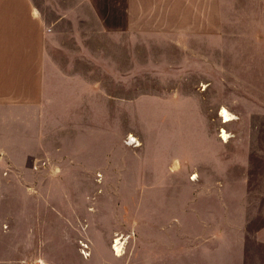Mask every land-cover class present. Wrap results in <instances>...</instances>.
Wrapping results in <instances>:
<instances>
[{
	"label": "crops",
	"instance_id": "crops-1",
	"mask_svg": "<svg viewBox=\"0 0 264 264\" xmlns=\"http://www.w3.org/2000/svg\"><path fill=\"white\" fill-rule=\"evenodd\" d=\"M84 9L107 35L54 34L63 24L81 25ZM114 50L128 63L121 73L128 89L130 76L145 73L141 59L158 61L148 72L155 87L136 90L163 93L155 98L160 109L144 113L140 122L149 131L174 124L175 94L196 90L194 84L182 88L179 77H197L205 91L212 90L211 74L223 72L211 64L215 56L255 61L252 66L261 70L253 74L263 77L255 82L264 84V0H0L1 181L15 180L29 167L60 170L70 164L66 156L88 154L96 161L112 155L98 150L96 124L113 120L95 110L97 100L107 106L114 99L107 89ZM217 85L223 86L221 79ZM81 116L95 125L88 152L76 148L87 149L76 138L70 139L74 149L65 148L66 125L82 123ZM140 138L141 167L111 170L122 172L119 181H132L127 186H161L172 170L160 167L158 139ZM110 164L106 158L101 171ZM211 183L194 185L184 196L111 197L106 227L95 226L94 234L106 230L112 245L119 238L128 253L107 264H264V208L227 190L226 181Z\"/></svg>",
	"mask_w": 264,
	"mask_h": 264
},
{
	"label": "rangeland",
	"instance_id": "rangeland-1",
	"mask_svg": "<svg viewBox=\"0 0 264 264\" xmlns=\"http://www.w3.org/2000/svg\"><path fill=\"white\" fill-rule=\"evenodd\" d=\"M55 1L65 4V0ZM81 14V25L63 24L54 29V34L107 35L85 9ZM111 56L108 63L113 81L108 82L107 89L114 99L107 106L104 100H97L95 115H109L113 120L96 124L98 150H109L112 155L97 156L96 161L88 154L66 156L70 164L60 170L29 167L17 173L15 180H0V264H107L115 255H127V245L122 246L119 238L112 245L113 237L106 230L94 234L95 226L106 227L103 223L111 207L106 201L111 197L184 196L195 190L194 185L220 180L226 181L227 190L251 197L258 210L264 208V84L255 82L262 77L253 74L261 70L252 66L255 61L249 64L234 58H211V64H220L223 72L220 77L211 74L215 89L210 91H205L197 77L180 76L182 88L194 84L196 90L174 93L179 99L177 122L149 131L140 122L141 116L159 111L155 98L163 93L136 89L155 87V78L148 72L158 61L141 59L145 68L140 71L146 74L130 76L128 89L125 79L121 80L127 61L116 50ZM82 71L87 69L83 67ZM220 79L223 86L217 85ZM221 109L228 113L229 121L220 117ZM85 116L80 118L82 123L66 125V149H74L70 139L76 138L87 146L77 149L90 151L89 128L95 125H90ZM105 129L109 130L107 134ZM140 135L158 139L155 146L163 150L160 167L172 170L170 180L161 182V186H127L132 181H119L117 176L122 172L111 170L141 167L138 162L144 157L136 150L142 145ZM129 136L140 145H126ZM106 158L111 163L106 166L109 171H101ZM116 241L118 253L113 249Z\"/></svg>",
	"mask_w": 264,
	"mask_h": 264
},
{
	"label": "bare ground",
	"instance_id": "bare-ground-1",
	"mask_svg": "<svg viewBox=\"0 0 264 264\" xmlns=\"http://www.w3.org/2000/svg\"><path fill=\"white\" fill-rule=\"evenodd\" d=\"M219 115H220V117L224 118V122L229 121V118H228L229 115H228V113L225 111V109H221ZM223 136H224V134H223ZM117 246H118V241L115 242V245H114V248H113V249L118 253L119 251H118Z\"/></svg>",
	"mask_w": 264,
	"mask_h": 264
},
{
	"label": "built area",
	"instance_id": "built-area-1",
	"mask_svg": "<svg viewBox=\"0 0 264 264\" xmlns=\"http://www.w3.org/2000/svg\"><path fill=\"white\" fill-rule=\"evenodd\" d=\"M125 143L126 145L133 146V147H138L140 145L137 139L131 136L127 137Z\"/></svg>",
	"mask_w": 264,
	"mask_h": 264
}]
</instances>
